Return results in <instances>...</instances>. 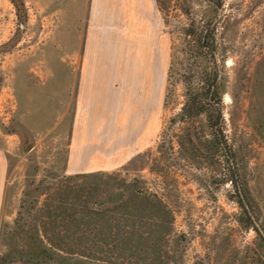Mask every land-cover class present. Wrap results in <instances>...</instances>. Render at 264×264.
I'll return each mask as SVG.
<instances>
[{
	"label": "rangeland",
	"instance_id": "374dc122",
	"mask_svg": "<svg viewBox=\"0 0 264 264\" xmlns=\"http://www.w3.org/2000/svg\"><path fill=\"white\" fill-rule=\"evenodd\" d=\"M23 2L21 26L12 0H0V255L16 245L11 227L33 182L104 171L163 200L153 264H264L243 203L264 228V0ZM210 22L224 144L206 114L182 116L185 80L198 90L206 65L185 30ZM93 68L106 71L112 100L76 126ZM49 254L41 264H100Z\"/></svg>",
	"mask_w": 264,
	"mask_h": 264
},
{
	"label": "trees",
	"instance_id": "16d2710c",
	"mask_svg": "<svg viewBox=\"0 0 264 264\" xmlns=\"http://www.w3.org/2000/svg\"><path fill=\"white\" fill-rule=\"evenodd\" d=\"M12 2L20 23H25L23 0ZM207 24L192 23L185 30L186 35L196 37L206 65L198 90L192 88L190 79L185 80L182 116L206 114L214 120L215 141L224 144L218 47L214 28L211 22ZM236 178L233 170V182ZM33 185L25 192L11 227L16 245L0 255V264H41L39 258L49 252L100 264H153L166 207L159 195L142 186L139 179L128 180L119 172L92 171L44 177Z\"/></svg>",
	"mask_w": 264,
	"mask_h": 264
},
{
	"label": "crops",
	"instance_id": "0c3cea01",
	"mask_svg": "<svg viewBox=\"0 0 264 264\" xmlns=\"http://www.w3.org/2000/svg\"><path fill=\"white\" fill-rule=\"evenodd\" d=\"M93 59L97 60L96 58ZM86 73L87 74H85V76H87V78H82L79 85V99L77 105L79 115H77V117L75 118L76 126L88 124V115L89 118H97V111L101 108L100 105L106 100H112V97L108 94L105 95L106 92L104 93V89L102 90L101 88V86L106 83L105 76H108L106 75V71L98 68H93L87 69ZM83 112H85L86 115L83 114ZM91 123L96 124L97 120H93L91 121ZM77 171H82V169H78Z\"/></svg>",
	"mask_w": 264,
	"mask_h": 264
},
{
	"label": "water",
	"instance_id": "95a60500",
	"mask_svg": "<svg viewBox=\"0 0 264 264\" xmlns=\"http://www.w3.org/2000/svg\"><path fill=\"white\" fill-rule=\"evenodd\" d=\"M21 26H23V23H21ZM243 203H244L245 208L248 211V214L251 217V220L253 221L255 227L257 228L258 232L261 234L262 238L264 239V228H263V226L260 224V222L256 218L254 212L252 211L250 205L248 204V202L245 199H243Z\"/></svg>",
	"mask_w": 264,
	"mask_h": 264
}]
</instances>
